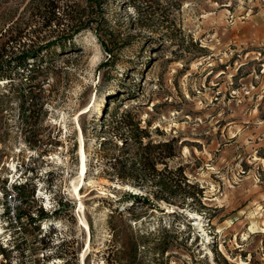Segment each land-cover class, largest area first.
<instances>
[{"label": "rangeland", "instance_id": "obj_1", "mask_svg": "<svg viewBox=\"0 0 264 264\" xmlns=\"http://www.w3.org/2000/svg\"><path fill=\"white\" fill-rule=\"evenodd\" d=\"M27 1L0 0L1 33ZM71 1L89 26L0 80V264H264V0ZM127 109L173 139L195 198L112 172Z\"/></svg>", "mask_w": 264, "mask_h": 264}, {"label": "trees", "instance_id": "obj_2", "mask_svg": "<svg viewBox=\"0 0 264 264\" xmlns=\"http://www.w3.org/2000/svg\"><path fill=\"white\" fill-rule=\"evenodd\" d=\"M89 1L96 4L102 2ZM23 9L27 16L12 20L2 33L0 24V80L11 79L15 73L21 75L19 70L27 71L25 78L33 76L41 70L43 65L38 62L44 54L53 47L64 50L73 36L92 22V19H83V10L80 11L77 3L71 0H28ZM132 112L124 110L111 117L106 124L111 134L103 144L116 145L119 140L124 154L110 158L112 172L123 181L136 180L138 185L154 188L151 196L155 200L182 206L187 200L195 198L197 191L192 189L195 184L187 181L182 167H168V160L176 152L173 139L152 140L147 127L141 126ZM130 153L133 155L130 156ZM132 197L152 207L158 206L147 194H132ZM136 249L135 245L133 257L136 256Z\"/></svg>", "mask_w": 264, "mask_h": 264}, {"label": "bare ground", "instance_id": "obj_3", "mask_svg": "<svg viewBox=\"0 0 264 264\" xmlns=\"http://www.w3.org/2000/svg\"><path fill=\"white\" fill-rule=\"evenodd\" d=\"M78 143H79V141H78ZM79 144H80L79 145V155H80L79 156L80 157V165H79V173L80 174L79 175H80V179L82 180V176L85 173V167L86 166H85V152L83 149V137H82L81 133H80V143ZM74 192L76 195H79L80 192L77 190V186H74ZM79 206H81V204H79ZM78 220H79L80 224L87 226L86 221L81 216H79Z\"/></svg>", "mask_w": 264, "mask_h": 264}, {"label": "built area", "instance_id": "obj_4", "mask_svg": "<svg viewBox=\"0 0 264 264\" xmlns=\"http://www.w3.org/2000/svg\"><path fill=\"white\" fill-rule=\"evenodd\" d=\"M20 203V198L18 196V193L14 190H11L10 193L7 195V204L8 209L11 214V219L13 222H17L16 220V206Z\"/></svg>", "mask_w": 264, "mask_h": 264}]
</instances>
